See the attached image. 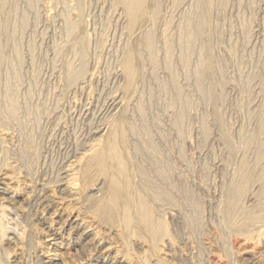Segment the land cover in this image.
Segmentation results:
<instances>
[{
	"label": "rangeland",
	"instance_id": "rangeland-1",
	"mask_svg": "<svg viewBox=\"0 0 264 264\" xmlns=\"http://www.w3.org/2000/svg\"><path fill=\"white\" fill-rule=\"evenodd\" d=\"M142 18L132 32L120 0H8L0 181L6 174L22 196L13 206L0 195L17 210L2 223L0 209V264H41L49 216L22 199L36 183L56 190L100 139L98 124L114 122L133 47L124 133L141 195L155 197L153 222L164 225L157 240L133 230L138 264H264V0H146ZM77 175L80 203L97 190ZM11 229L21 243L10 244Z\"/></svg>",
	"mask_w": 264,
	"mask_h": 264
},
{
	"label": "bare ground",
	"instance_id": "bare-ground-1",
	"mask_svg": "<svg viewBox=\"0 0 264 264\" xmlns=\"http://www.w3.org/2000/svg\"><path fill=\"white\" fill-rule=\"evenodd\" d=\"M120 1L126 7L128 26L133 32L134 29L140 25L141 21H143L142 14L146 9V0H120ZM7 4H8V0H0V90H1V75L3 73L2 65L5 60L4 59L5 52L3 50H5L4 46L6 43L3 41L5 38L4 34L6 35L5 30L7 29L6 28L7 26L4 23L5 9L7 7ZM132 52L135 53L134 47L130 50L128 55H126L125 61L122 64L124 85L121 94H119L121 98L117 97V99L113 100V102H111L112 104L110 105L111 112L112 113L114 112V114L112 115H115L114 122L111 123L108 127H103V128L102 125H100L102 122L98 124L101 127L96 128L95 133L101 134L100 139L94 141L92 140L93 143L92 145L90 144L91 146L90 148H88L89 150L85 151V153L82 155L79 153L81 157L76 162L74 160H76L77 156L76 158H74V160L72 159L73 157L71 158L73 162H70V164L67 165L65 170L62 171L61 178L60 179L58 178L59 180L54 185L55 188L57 186L56 190L52 189L50 185L52 183H49L48 181V184L47 182L38 183V184L36 183L35 184L36 187L34 189H32L29 193L25 192V199H22V201L23 202L29 201L30 206H36L39 212L40 209H42L45 212V214L49 216L48 220H50V222L44 223L42 227V230L47 235L48 240L46 242L48 244L44 247L43 251L40 254L43 257L42 260L40 259L41 264H138V261L134 257V254L131 252L132 245L134 244L132 243V238L134 237L133 230L137 228L138 230L151 235L153 238L155 232L160 229V231L158 232H160V235H162L161 233L163 231L161 232V229H163L164 226L163 223L153 222V218H152V215L154 213L152 208V203L154 202H152V200L155 199V197L151 200L141 195L142 192L136 174L137 172L135 171V166H134L135 163L133 162L132 158L128 153L129 146L124 133V121L126 119L125 117L126 112H124V110L128 98L127 94L131 93L133 87H135L134 85L135 71L133 67H134V62L136 61L133 57ZM110 117L112 118L111 115ZM90 135H92V131ZM3 139H8V138L6 137ZM85 143L87 144V142ZM81 149H83V147ZM77 169L78 171H76ZM261 170L262 169L260 168V173ZM13 174L11 176H13ZM77 174L81 175V177L87 176L89 178L95 179L96 183L92 188L93 190H97L96 195L94 196L88 195L89 197H85V200H82L84 202L80 201V203L78 201L82 197H80L81 195L79 194V188H80L79 184L76 183L75 177ZM4 176L6 177L0 181V185L4 186V187H0V195L9 196L11 194V196L7 199L9 201L8 205L14 204L13 206H15V204L17 205L18 203H20V201L17 199L21 198L22 195L18 194V192L16 191L18 189L16 190L14 189V191L13 190L10 191L11 190V188L9 187L10 184L8 185L4 181L6 180L11 181V179L7 177L6 174ZM58 176L59 175H57V177ZM83 182L84 181L82 180L81 183ZM31 183L33 184V182ZM83 184H84L83 186L87 185L85 183ZM240 185L242 186V184ZM99 186L100 188H98ZM241 186L240 188H243ZM237 191L239 192V189ZM231 194L235 195V193L233 194L232 192ZM56 195L59 196L58 199L60 200V203H57L56 200L58 199L55 198ZM157 197L158 196H156V198ZM166 198L169 197H167L166 195ZM231 199L232 198H230V200ZM236 200L238 202L239 198ZM166 201L164 200V202ZM8 205L1 204L0 206L2 216L5 219V220L2 219V223L3 221H7V220H11V222H13L12 221L13 219H11L13 217L10 218V216H14V218L15 216H17L16 214L17 210L14 208L9 209ZM163 205L166 207V204ZM234 207H235V203H234ZM230 208L227 210V217L231 219L235 215L233 213L235 210L232 211V209ZM165 209L168 208L166 207ZM15 221L17 220L15 219ZM17 223H19L18 224L19 226L20 222L17 221ZM9 227L10 225L8 226V228ZM16 227L17 226H15V228ZM1 230L3 231V228ZM24 232L26 231L24 230ZM10 233L14 234L15 236L14 239L11 240L9 239V241H11L10 242L11 245L17 244L15 243V239L17 240L16 242L19 243H21L24 240V239L22 240L23 234H19L18 231L14 232V230L11 229ZM157 239L158 238H156L155 240ZM18 246L16 245L15 247L18 248ZM130 246L131 249H129ZM71 255H73L72 259L70 257ZM66 259H70V260H66ZM159 261L158 263H160Z\"/></svg>",
	"mask_w": 264,
	"mask_h": 264
}]
</instances>
